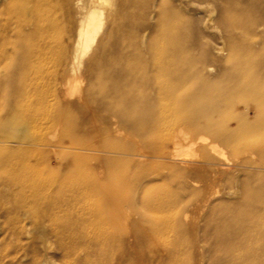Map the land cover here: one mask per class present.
Listing matches in <instances>:
<instances>
[{
    "label": "bare ground",
    "instance_id": "obj_1",
    "mask_svg": "<svg viewBox=\"0 0 264 264\" xmlns=\"http://www.w3.org/2000/svg\"><path fill=\"white\" fill-rule=\"evenodd\" d=\"M0 111V129L29 130L9 142L58 161L34 195L50 212L38 238L66 264H173L215 224L232 264H264V176L219 185L230 167L264 166V0H0ZM253 178L257 194L224 205L242 207L237 225L200 224L211 197Z\"/></svg>",
    "mask_w": 264,
    "mask_h": 264
},
{
    "label": "rangeland",
    "instance_id": "obj_2",
    "mask_svg": "<svg viewBox=\"0 0 264 264\" xmlns=\"http://www.w3.org/2000/svg\"><path fill=\"white\" fill-rule=\"evenodd\" d=\"M68 36L62 44L64 49L66 48L65 69H63L62 73L65 72L70 65L69 49L74 40V35L70 34ZM139 36L142 37L141 34ZM100 43H102L101 38L98 39L94 48V51L96 52L93 51L92 54L83 60V74H86V71L91 66L92 59L96 57ZM214 73L215 69L214 72L209 74V76L212 77ZM60 81L61 77L57 80L58 94L64 96L65 90L61 88L59 89ZM84 88L85 82L82 84L79 93L82 92ZM77 93L73 95V99H76ZM4 97L5 96L3 95V98ZM0 114L3 115L2 111H0ZM176 116L178 118V115ZM176 116L171 118L175 119ZM32 132H37V134L40 135H48L49 133L46 129H39L38 131L35 130ZM59 132L66 133L63 129ZM24 134H29V130L25 128L21 131L14 126H11L10 129H0V139L5 140L6 142L0 143V264H30L33 261L34 256L41 257L44 254L51 257L52 260L55 261V264H66L63 254L58 250L57 244L52 236H49L50 243L47 246H43L38 238L39 226L45 225V227H49L47 216L50 212H46L42 196L34 195L36 193L35 190L41 187L43 181L52 180L54 177H57L62 173L58 171L51 173L46 171L45 167H43L47 161L50 166L56 165L58 162L54 161L51 155H49V148L40 151L38 148L32 149L33 147L30 145L18 146L9 142L10 140L6 138H21ZM215 145L218 149L217 153L219 156L227 158L231 162L233 161L230 146L221 142H217ZM63 146H70L69 141H64ZM32 150L35 151L32 152ZM36 151L37 154L33 155ZM53 151L58 152L60 150L55 149ZM48 156L49 158L47 160ZM62 162L64 163L65 160ZM151 162L158 164L160 161L152 160ZM223 168L226 169L225 167ZM227 170H229V172L226 171L220 176V186H226L228 182H231V187H233L235 185L234 181L236 175H239L241 180L244 181L248 180L250 176H264V166H261L260 169L243 168L240 174L236 173L232 167ZM252 180H254V178ZM4 186H7V188H4ZM258 192L256 180H254L248 183L245 189L240 188L238 193L231 194V196L221 192L217 197H211L209 204L204 206L199 214L198 220L200 224L203 227H206V224L210 219L218 221L220 217L227 214L231 217V226L237 225L234 218L242 207L231 205V207L226 208L224 205H228L229 203L232 204L247 195L257 194ZM51 193H53V191ZM216 204L217 206H215ZM26 228L30 229V234L25 233ZM225 233L224 229L216 224L210 231L206 232L203 230L200 233L202 242L198 254L195 257H192V255H189L185 249L186 251L173 259L172 263L232 264V262L236 261V254L229 252L227 246L221 247L213 242L215 238H219ZM182 236L183 238L188 239L190 234L184 233ZM238 254L239 253H237V255Z\"/></svg>",
    "mask_w": 264,
    "mask_h": 264
}]
</instances>
